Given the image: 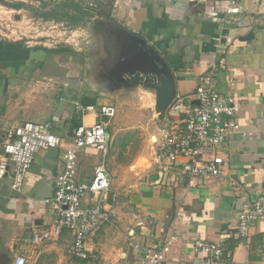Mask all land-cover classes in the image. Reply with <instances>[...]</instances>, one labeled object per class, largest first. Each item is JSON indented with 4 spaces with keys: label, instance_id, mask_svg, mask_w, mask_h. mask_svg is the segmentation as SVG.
I'll use <instances>...</instances> for the list:
<instances>
[{
    "label": "crops",
    "instance_id": "obj_1",
    "mask_svg": "<svg viewBox=\"0 0 264 264\" xmlns=\"http://www.w3.org/2000/svg\"><path fill=\"white\" fill-rule=\"evenodd\" d=\"M241 2L242 12L234 17L221 13L218 0H111L113 23L127 34L121 59L131 69L124 79L136 71L155 74L160 58L174 76L176 96L186 97L224 58L228 68L216 73V87L236 100L242 132L229 136L224 175L209 188L189 192L179 168L164 171L155 164V148L146 164L138 155L128 169L116 172L123 175L112 178L104 208L108 220L88 237L87 250L95 254L88 260L73 254L71 230L49 242L32 239L58 222V210L46 200L55 195L63 154L73 142V117L81 120L77 105L115 106L108 94L121 90L118 84L109 88L108 74L93 80L86 71L80 87L94 95L56 97V75L35 69L52 53L0 40V161L4 141L24 122L58 118L53 132L64 142L35 156L22 193L11 189L9 175L0 182V264H14L19 256L26 264H138L146 249L166 245L162 264H201L206 256L195 248L197 240L220 245L231 264H264V221L252 222L246 236L238 234L243 207L264 193V0ZM171 106L163 120L158 114L162 128L179 117ZM94 121V114L85 115L86 125ZM100 159L94 149L81 152L76 180L89 182ZM94 205L87 195L82 207Z\"/></svg>",
    "mask_w": 264,
    "mask_h": 264
},
{
    "label": "built area",
    "instance_id": "obj_2",
    "mask_svg": "<svg viewBox=\"0 0 264 264\" xmlns=\"http://www.w3.org/2000/svg\"><path fill=\"white\" fill-rule=\"evenodd\" d=\"M218 8L225 16H238L242 12L241 0H218ZM228 68L226 60L220 58L213 64L208 76L202 78L194 93L173 100L171 109L179 117L170 119L161 129L155 143V164L168 171L179 168L185 178L187 190L209 188L224 175L226 166V144L231 134L242 131L237 121V104L233 96L217 90L216 73ZM185 99L187 104L184 105ZM81 125L73 131V142L63 154V171L56 179L55 195L46 203L58 210V222L49 230L36 232L33 243L49 242L60 237L64 229L74 234L73 254L81 260L94 257L87 250L86 242L98 227L108 220L105 205L112 186V176L107 166L109 153L108 128L117 115L114 105L99 108L93 105H77ZM94 114L95 121L86 125L85 115ZM53 122H24L17 126L12 135L3 143V159L0 161V182L6 176L11 178V189L22 193L27 174L35 156L41 151L57 149L63 139L53 132ZM86 149L96 150L100 162L95 166L89 182L76 180L78 155ZM91 195L95 205L84 209L82 203ZM264 221V193L246 204L239 216L238 234L244 237L249 225ZM195 248L205 254L201 264H231L224 258V251L218 244L197 240ZM169 245L161 249L151 247L145 250L138 264H162ZM25 257L19 256L14 264H26Z\"/></svg>",
    "mask_w": 264,
    "mask_h": 264
},
{
    "label": "rangeland",
    "instance_id": "obj_3",
    "mask_svg": "<svg viewBox=\"0 0 264 264\" xmlns=\"http://www.w3.org/2000/svg\"><path fill=\"white\" fill-rule=\"evenodd\" d=\"M55 1L59 0H0V40H16L22 48L29 50L36 47L67 49L51 54L42 66L34 67L56 75L55 87L52 84L56 97L69 92L75 100L94 95L80 87L86 71H91L93 80L98 74H108L112 82L109 88L119 85L121 92L108 94L118 111L108 128L107 164L112 178L117 179L138 155L146 164L154 152V142L162 128L156 112L155 92L145 86L136 91L137 86L124 79L126 71L131 69L130 62L121 59L122 39L127 40L125 32L113 23L111 0H74L95 10L90 21L78 26L40 17L42 12H53V5L45 6V3ZM39 53L46 56L42 51Z\"/></svg>",
    "mask_w": 264,
    "mask_h": 264
},
{
    "label": "water",
    "instance_id": "obj_4",
    "mask_svg": "<svg viewBox=\"0 0 264 264\" xmlns=\"http://www.w3.org/2000/svg\"><path fill=\"white\" fill-rule=\"evenodd\" d=\"M157 61L161 67L156 65L155 74H143L141 71H136L125 75V79L133 85L145 86L155 92L156 112L159 114V119L163 120L176 98V89L174 76L167 65L160 58H157Z\"/></svg>",
    "mask_w": 264,
    "mask_h": 264
},
{
    "label": "trees",
    "instance_id": "obj_5",
    "mask_svg": "<svg viewBox=\"0 0 264 264\" xmlns=\"http://www.w3.org/2000/svg\"><path fill=\"white\" fill-rule=\"evenodd\" d=\"M41 1V0H38ZM53 5V12H42L40 14L41 18L51 19L58 21H66L75 26L86 23L90 21L92 17L95 15V10L92 6H84L78 1L74 0H59L55 2H46L45 6ZM18 7V5H15ZM34 51H42L46 53H62L67 51L66 48H58V49H47L36 47L32 49ZM81 125V120L77 118V116L73 117V126L74 129ZM74 131V130H73Z\"/></svg>",
    "mask_w": 264,
    "mask_h": 264
}]
</instances>
